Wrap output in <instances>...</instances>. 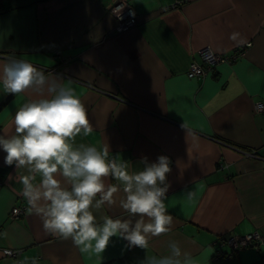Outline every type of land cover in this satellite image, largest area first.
Wrapping results in <instances>:
<instances>
[{
	"label": "crops",
	"instance_id": "crops-1",
	"mask_svg": "<svg viewBox=\"0 0 264 264\" xmlns=\"http://www.w3.org/2000/svg\"><path fill=\"white\" fill-rule=\"evenodd\" d=\"M114 1L0 0V64L24 57L71 80L94 128L77 144L108 143L130 171L143 169V157H169L172 230L146 250L113 237L99 257L82 254L70 238L44 230L21 194L26 170L5 165L0 149V264H143L166 254L169 240L199 264H223L213 258L217 240L255 232L259 245L233 252L229 264H264V111L254 108L264 104V0H125L137 23L121 33ZM246 43L236 61L188 78L200 48L228 55ZM32 98L0 85V135L14 134L15 113ZM123 196L97 218H128ZM13 208L22 213L11 217Z\"/></svg>",
	"mask_w": 264,
	"mask_h": 264
},
{
	"label": "clouds",
	"instance_id": "clouds-1",
	"mask_svg": "<svg viewBox=\"0 0 264 264\" xmlns=\"http://www.w3.org/2000/svg\"><path fill=\"white\" fill-rule=\"evenodd\" d=\"M0 85L5 93L34 97L15 113L14 134L0 135V149L6 153L5 165L26 170L20 177L21 194L46 232L70 238L82 254L97 257L113 237L125 240L129 248L146 250L154 237L171 232L174 218L164 202L172 170L169 157L158 156L155 162L143 157V169L130 171L108 143L77 144L78 135L94 131L85 104L70 79L46 72L28 58L10 56L0 64ZM121 191L119 205L128 218L98 219L95 212L116 204ZM194 197L188 192L189 200ZM143 264H199V258L169 240L166 254L146 256Z\"/></svg>",
	"mask_w": 264,
	"mask_h": 264
},
{
	"label": "built area",
	"instance_id": "built-area-1",
	"mask_svg": "<svg viewBox=\"0 0 264 264\" xmlns=\"http://www.w3.org/2000/svg\"><path fill=\"white\" fill-rule=\"evenodd\" d=\"M110 12L116 18V30L121 33L134 27L137 23L133 8L125 0H115L111 3ZM250 46V43H246L244 46L234 49L230 54L223 55L215 53L210 47H202L198 50L200 62H191L189 65V71L187 73L188 78H199L206 74L207 71L214 68L217 64L236 61L243 55L245 48ZM257 112L264 111V104L257 103L254 106ZM22 213V209L13 208L11 210V217H16ZM263 238L258 233H251L241 237H228L226 239H220L221 247L226 246L230 249V253L226 256L230 258V255L237 251L246 249L247 247H257ZM18 251L4 250L3 254L8 257H17ZM218 254V253H217Z\"/></svg>",
	"mask_w": 264,
	"mask_h": 264
},
{
	"label": "trees",
	"instance_id": "trees-1",
	"mask_svg": "<svg viewBox=\"0 0 264 264\" xmlns=\"http://www.w3.org/2000/svg\"><path fill=\"white\" fill-rule=\"evenodd\" d=\"M228 237H230V235H226V236H224V237H222V238H220V239H226V238H228ZM220 239L217 240V242H216L218 248L221 247V245H220ZM218 248H217L216 250H214V252H213V258L222 261L223 264H229V263H230V260H231V259L233 258V256H234V254L232 253V254L230 255V258H227L226 256H227L229 253H226V252H224L222 249H218ZM221 248H222V247H221ZM217 253H218V254H217Z\"/></svg>",
	"mask_w": 264,
	"mask_h": 264
}]
</instances>
